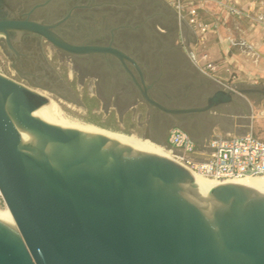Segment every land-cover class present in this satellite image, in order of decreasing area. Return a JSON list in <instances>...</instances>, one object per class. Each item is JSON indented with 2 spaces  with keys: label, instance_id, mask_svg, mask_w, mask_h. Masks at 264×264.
I'll return each mask as SVG.
<instances>
[{
  "label": "water",
  "instance_id": "water-1",
  "mask_svg": "<svg viewBox=\"0 0 264 264\" xmlns=\"http://www.w3.org/2000/svg\"><path fill=\"white\" fill-rule=\"evenodd\" d=\"M32 12L0 0V35L9 45L36 35L73 56L112 57L162 114H203L234 102L237 91L221 88L204 107L168 108L132 56L112 45L70 44L54 30L71 15L46 24L30 20ZM48 103L0 75V193L16 224L0 220V264H264V183L205 194L188 169L137 143L35 118Z\"/></svg>",
  "mask_w": 264,
  "mask_h": 264
},
{
  "label": "rangeland",
  "instance_id": "rangeland-1",
  "mask_svg": "<svg viewBox=\"0 0 264 264\" xmlns=\"http://www.w3.org/2000/svg\"><path fill=\"white\" fill-rule=\"evenodd\" d=\"M61 1L63 0H57L56 3ZM74 1L86 2L90 8L77 11L76 15L79 18L77 22L79 23L73 28L72 39L89 43L110 42L113 29L118 28L122 23H127L128 18L135 21L142 15L153 13V5L157 4L154 10L162 15L160 18L152 19L153 27L151 28L163 35L167 30L165 27L173 24L176 28L173 45L181 52L179 57H163L164 74L160 70L158 58L150 50L149 40L144 36L127 32L123 43L117 41V44L123 50H129L130 46H133L138 60L150 66L149 72L153 79L161 74L160 87L165 90L166 94L173 97L171 103L165 104L166 107L172 109L204 107L208 98L224 86L237 91L234 102L203 114L164 116L143 100L136 87L120 84L116 70L95 67L81 70L77 75L74 71L76 69L66 64V60L69 59L68 54L56 49L48 42H43V49L48 59H51L50 63L54 72L61 77L64 86L72 92L76 100V103H72L46 89L33 86L27 79L21 77L15 67L16 58L19 56L17 46L16 44L9 45L1 35L0 75L55 102L60 107L63 118L72 123L150 140L162 146L170 155L168 133L175 127L184 129L194 139L199 161L205 160L210 154L208 144L213 137L226 138L253 133L264 139V61L257 64L255 63L257 58H241L233 64H227L224 61L217 62L216 77L212 78L201 73L193 63L191 58L193 49L189 44L190 42L195 43L196 38L186 27L182 30L184 40L180 38L177 15L166 1L92 0V3L90 0ZM16 2L17 0H5L9 8L13 7ZM59 14L60 11L57 13L44 11L38 13L36 17L53 20ZM128 21L130 25L134 24L131 20ZM118 35L119 33H116V40L119 39ZM159 41H166V38L162 37ZM120 75L119 79L126 76L122 72ZM101 81H103L102 85ZM152 122L157 123L156 128H152ZM6 209L8 207L0 193V210Z\"/></svg>",
  "mask_w": 264,
  "mask_h": 264
},
{
  "label": "built area",
  "instance_id": "built-area-1",
  "mask_svg": "<svg viewBox=\"0 0 264 264\" xmlns=\"http://www.w3.org/2000/svg\"><path fill=\"white\" fill-rule=\"evenodd\" d=\"M177 15L180 32L183 27L196 38L192 61L201 73L216 77L218 66L209 60L207 46L210 36H219L232 19L247 22L251 29L264 33V0L252 3L254 8H244L240 0H164ZM230 43L229 39L225 40ZM184 42V41H183ZM264 42V37H263ZM224 89H231L224 86ZM169 152L174 161L190 172L225 183L247 177L264 176V142L253 133L242 136L213 137L208 144L210 154L199 161L194 139L182 128H172L168 133Z\"/></svg>",
  "mask_w": 264,
  "mask_h": 264
},
{
  "label": "flooded vegetation",
  "instance_id": "flooded-vegetation-1",
  "mask_svg": "<svg viewBox=\"0 0 264 264\" xmlns=\"http://www.w3.org/2000/svg\"><path fill=\"white\" fill-rule=\"evenodd\" d=\"M92 0H90V3ZM57 0H17L11 9L18 10L21 15H26L32 12L29 19L30 20H39L46 24L56 23L68 15H71L63 24L58 26L54 31L55 33L61 37L66 42L78 45V46H109L112 45L118 49H122L117 44V29H113L111 34L110 42H77L72 39L73 36V28L79 22V18H77V11L85 10L86 8H90V5L86 4V2L74 1V0H63L61 2L56 3ZM40 5H44L40 8H36ZM92 6V5H91ZM48 11L49 13H57L60 11L58 17L53 20H46L44 18L39 19L36 15L40 12ZM23 19H27V16H23ZM45 42L41 37L36 35H23L15 42L17 49L19 51V56L16 58L15 67L18 69L21 77L27 79L29 83L38 88L46 89L57 96L65 99L66 101L76 103V100L70 90H68L64 83L53 70L52 65L50 63L51 59H48L47 54L43 49L42 43ZM50 44V43H49ZM51 45V44H50ZM124 52L126 50H123ZM128 54V52L126 51ZM67 54V53H66ZM130 55V54H129ZM131 56V55H130ZM68 61L66 60V64L75 68L77 75L84 69H92L95 67H100V69H112L116 70L118 75V81L120 84H123L127 87L129 85H133L136 87L135 83L131 79V77L126 73L123 67L117 62L115 59L109 56H88V57H78L68 54ZM139 62V61H138ZM140 63V62H139ZM141 64V63H140ZM144 67V66H143ZM78 70V71H77ZM135 74V77L141 83L139 75L135 70L131 69ZM124 73V78L119 79V74ZM144 75L147 80V83L152 86L150 90L151 95L157 100V97H163L166 93L165 90L160 87L159 77L156 79L152 78L151 73L148 71L147 67H144ZM98 81V80H97ZM103 81H101V85ZM137 89V88H136ZM257 91V90H255ZM158 101V100H157ZM159 102V101H158ZM160 103V102H159ZM171 103L170 101L167 104ZM164 116H167L163 114ZM155 122H152V128H156ZM151 128V129H152Z\"/></svg>",
  "mask_w": 264,
  "mask_h": 264
},
{
  "label": "bare ground",
  "instance_id": "bare-ground-1",
  "mask_svg": "<svg viewBox=\"0 0 264 264\" xmlns=\"http://www.w3.org/2000/svg\"><path fill=\"white\" fill-rule=\"evenodd\" d=\"M33 116L48 124L61 127L63 129H71V130H76V131H80L83 133L90 132V133L101 134V135H106V136H110L114 138L128 140V141L141 145L142 147H144L145 149H147L148 151H150L156 156L163 157L171 161H174V158L162 146L157 145L151 142L150 140H143L135 136L113 133V132L103 130L100 128H96V127H92V126H83L80 124L72 123L66 120L65 118H63L60 107L52 100H50L48 104L44 105L43 107L35 111ZM22 140L25 143H29L32 141V138L27 134H22ZM191 175L193 177V186L208 195H210V193L215 188L223 184L230 183V184H236V185L242 186V185L252 184V183H264V176L247 177L243 179H236V180L228 181L225 183H219L217 181L205 178L197 173L191 172ZM0 220L10 223L15 226V221L9 209L3 210V211L0 210Z\"/></svg>",
  "mask_w": 264,
  "mask_h": 264
},
{
  "label": "crops",
  "instance_id": "crops-1",
  "mask_svg": "<svg viewBox=\"0 0 264 264\" xmlns=\"http://www.w3.org/2000/svg\"><path fill=\"white\" fill-rule=\"evenodd\" d=\"M256 0H240L244 8H254L252 3ZM264 33L259 28L251 29L247 22H238L234 19L230 20L221 30L219 36H210L207 54L209 60L215 63L224 61L227 64L238 62L241 58L255 59V63L263 62L257 53L264 54ZM180 38L184 40V32ZM226 39L230 43H226ZM196 41V40H195ZM193 51L196 50V42H190ZM229 137V136H228ZM255 137H257L255 135ZM224 138V137H223ZM264 142V139L257 137Z\"/></svg>",
  "mask_w": 264,
  "mask_h": 264
},
{
  "label": "trees",
  "instance_id": "trees-1",
  "mask_svg": "<svg viewBox=\"0 0 264 264\" xmlns=\"http://www.w3.org/2000/svg\"><path fill=\"white\" fill-rule=\"evenodd\" d=\"M124 2H127L126 0ZM129 3V2H128ZM130 4V3H129ZM157 7V4L153 5V13L148 14V15H142L139 19H127V23H122L118 28V42L123 43V40L127 36V32H132V33H137L140 34L141 36H144L149 40L150 43V50L155 53L156 57L158 58V61L160 62V70L163 72V62L162 59L163 57H170V56H180L181 52L177 47L173 45V42L175 41L174 35L176 33V28L171 24V26H166L165 28L167 29L163 35L159 34L155 29H152L153 27L151 25V21L155 17H159L162 14L157 13L154 8ZM131 20L134 22V24L130 25L128 23ZM130 21V22H131ZM154 25V24H153ZM151 28V29H150ZM166 38V41L160 42V38ZM134 59L138 60L137 56L134 54V47L130 46L129 50H126ZM144 67H147L148 71H150V66L147 63H142L141 60H138ZM160 71V72H161ZM164 74V72H163ZM119 76H121L119 74ZM158 101L166 106L167 102L171 101L173 97L170 94H165L163 97H157ZM162 114V113H161Z\"/></svg>",
  "mask_w": 264,
  "mask_h": 264
}]
</instances>
